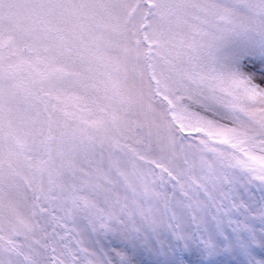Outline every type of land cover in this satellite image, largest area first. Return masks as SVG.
<instances>
[{"label":"snow or ice","instance_id":"obj_1","mask_svg":"<svg viewBox=\"0 0 264 264\" xmlns=\"http://www.w3.org/2000/svg\"><path fill=\"white\" fill-rule=\"evenodd\" d=\"M0 264H264V0H0Z\"/></svg>","mask_w":264,"mask_h":264}]
</instances>
